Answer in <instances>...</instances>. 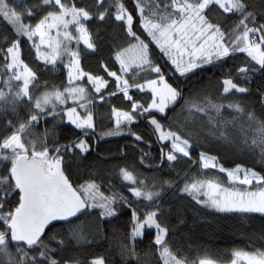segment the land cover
Wrapping results in <instances>:
<instances>
[{"label":"snow or ice","instance_id":"snow-or-ice-1","mask_svg":"<svg viewBox=\"0 0 264 264\" xmlns=\"http://www.w3.org/2000/svg\"><path fill=\"white\" fill-rule=\"evenodd\" d=\"M221 222L264 264V0H0V264H217Z\"/></svg>","mask_w":264,"mask_h":264},{"label":"trees","instance_id":"trees-1","mask_svg":"<svg viewBox=\"0 0 264 264\" xmlns=\"http://www.w3.org/2000/svg\"><path fill=\"white\" fill-rule=\"evenodd\" d=\"M89 63H94L93 60H89ZM211 75V73H209ZM127 217H122L115 223L122 230L126 224ZM199 223V222H198ZM152 230H145V237L142 240L137 241V247L139 249H145L150 244L149 233ZM119 234V232L117 233ZM252 232H248V236L242 234L240 228L235 227L230 222H221L219 225L214 224L211 227L198 226L192 233V243L186 245L187 255L192 259L208 258L213 259L217 264H229L231 259V253L236 249L248 250L251 245L249 239ZM102 240V238H101ZM108 247L107 244H105ZM113 251V259L119 264L120 256L118 251L115 250V245L111 246Z\"/></svg>","mask_w":264,"mask_h":264},{"label":"rangeland","instance_id":"rangeland-1","mask_svg":"<svg viewBox=\"0 0 264 264\" xmlns=\"http://www.w3.org/2000/svg\"><path fill=\"white\" fill-rule=\"evenodd\" d=\"M145 230H149V229H145ZM230 264V263H229Z\"/></svg>","mask_w":264,"mask_h":264}]
</instances>
